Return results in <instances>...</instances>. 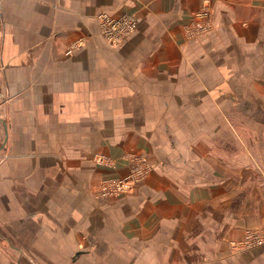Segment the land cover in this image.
Masks as SVG:
<instances>
[{"label":"crops","instance_id":"crops-1","mask_svg":"<svg viewBox=\"0 0 264 264\" xmlns=\"http://www.w3.org/2000/svg\"><path fill=\"white\" fill-rule=\"evenodd\" d=\"M0 234L30 264H264V0H0Z\"/></svg>","mask_w":264,"mask_h":264},{"label":"rangeland","instance_id":"rangeland-1","mask_svg":"<svg viewBox=\"0 0 264 264\" xmlns=\"http://www.w3.org/2000/svg\"><path fill=\"white\" fill-rule=\"evenodd\" d=\"M202 12H204V11H202ZM202 12H198L197 14H194V17H197V15L199 13H202ZM121 17H123V16L112 17V18L119 19ZM128 17L131 18L133 23L136 24V26H137L136 18H134L132 15L128 16ZM208 18H209V13L207 12V16L205 18L202 17L201 21H207ZM201 24H203V22ZM99 26H100V24H99ZM136 26H135V30H136ZM201 27H203V25H201ZM134 31L132 33H134ZM100 33H101V30H100ZM132 33L125 35L124 34V30H121L118 33L119 39H118L117 43H110V42H108V40L106 38H104V36H102V37L106 41V43L109 44L110 46H117L118 44H120L122 42V40L126 39ZM137 158H138L137 156L133 157V159H132L133 161L132 162L134 163V166L132 167V169H131V171L129 172L128 175H126L125 177L111 178V179H107V180L101 181V183L95 189L96 194L98 196H100V198H119V197H123V196H126V195L130 194L133 191V188L135 187L136 183L141 181V179L147 173V168L145 167L146 166V163H145L146 160L143 159L144 161H142L141 158H138V159ZM106 166H108L110 168V170H112L114 168L113 165L109 164V163H108V165L106 164ZM122 179L123 180H127L128 182L126 183V186L124 187L125 190H122L121 192H118V189H117V186H116V182H114V181L122 180ZM247 233L256 234V236L258 238V241L256 243L245 242L244 241V238L246 236L245 235L244 238L241 241L244 244L242 246H239V244L241 242L237 243L236 244L237 247H234L236 250L250 249V248H252L254 246L259 245L263 241L262 234L256 233L255 231H248ZM3 235L2 236H3L4 240H5L6 239L5 238L6 235L5 234H3ZM0 254H1V256L4 259H6L8 261V264H21V263L30 264L26 259L23 262L22 261V260H24L23 257L21 256L20 253H18V251L15 249V247H13L12 245L7 244L6 241H3L1 238H0Z\"/></svg>","mask_w":264,"mask_h":264},{"label":"built area","instance_id":"built-area-1","mask_svg":"<svg viewBox=\"0 0 264 264\" xmlns=\"http://www.w3.org/2000/svg\"><path fill=\"white\" fill-rule=\"evenodd\" d=\"M206 16H207V12L204 11L202 13H199L196 18L200 20L202 17L205 18ZM98 19H99L101 34L110 43H117L119 39L118 33L121 30H124V34L127 35L132 33L135 30V26H136V24H134L132 19L129 18L128 16H123L117 19V18H112L106 14H102L98 17ZM114 182H116L118 192H121L122 190H125L124 187L126 186V183L128 181L122 179ZM244 241L250 243H256L258 241V238L254 233H247L244 238ZM243 244L244 243L241 242L239 246H242ZM234 247H237V245H235Z\"/></svg>","mask_w":264,"mask_h":264}]
</instances>
